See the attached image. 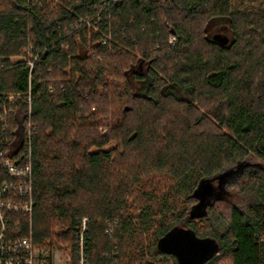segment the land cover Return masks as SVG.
Listing matches in <instances>:
<instances>
[{"label": "trees", "instance_id": "trees-1", "mask_svg": "<svg viewBox=\"0 0 264 264\" xmlns=\"http://www.w3.org/2000/svg\"><path fill=\"white\" fill-rule=\"evenodd\" d=\"M26 1L0 0V104L20 96L0 141L21 154L29 91L34 244L69 249L74 263L86 217L88 264H178L158 244L174 226L216 245L204 264H264V0ZM108 3L98 30L66 32ZM27 44L41 50L30 76L9 60ZM225 169L253 205L221 193L189 213L201 182Z\"/></svg>", "mask_w": 264, "mask_h": 264}, {"label": "built area", "instance_id": "built-area-1", "mask_svg": "<svg viewBox=\"0 0 264 264\" xmlns=\"http://www.w3.org/2000/svg\"><path fill=\"white\" fill-rule=\"evenodd\" d=\"M114 1V0H111ZM140 2V0H137ZM27 4L38 10L44 5L52 4L55 0H27ZM108 4L98 10L94 15L77 16L73 24L66 30L68 33L98 30L103 16L106 14ZM174 37L170 36L169 42ZM99 42L102 46L111 43V35L107 28L99 32ZM92 53H95L94 51ZM41 50L32 44H27L21 55L9 58L10 62L19 63L28 67L29 76L33 67L40 63ZM51 91V89H49ZM20 98L19 94H8L0 104V125L2 129L8 126V118L12 115L14 105ZM25 100V113L23 118V148L18 156L17 152L8 149L10 139L0 141V168L6 176L0 182V264H51L50 258L45 260L43 250L33 242L32 214H33V138L36 133V124L32 119L30 92ZM23 221H27L25 236L20 237ZM88 218L78 221L73 245V260L70 264H88L87 232ZM111 230L107 231L109 234ZM216 253L215 256H218Z\"/></svg>", "mask_w": 264, "mask_h": 264}, {"label": "water", "instance_id": "water-1", "mask_svg": "<svg viewBox=\"0 0 264 264\" xmlns=\"http://www.w3.org/2000/svg\"><path fill=\"white\" fill-rule=\"evenodd\" d=\"M232 34L228 31L215 32L212 39L219 44L228 43ZM126 111V108L124 109ZM215 176L207 178L201 182L197 191L200 192L202 198H207L211 194H215V188L212 179ZM220 180H223L220 178ZM160 249L177 260L178 264H204L212 259L217 250L216 245L208 238H200L189 230L181 229L174 226L165 233L159 240Z\"/></svg>", "mask_w": 264, "mask_h": 264}, {"label": "rangeland", "instance_id": "rangeland-1", "mask_svg": "<svg viewBox=\"0 0 264 264\" xmlns=\"http://www.w3.org/2000/svg\"><path fill=\"white\" fill-rule=\"evenodd\" d=\"M103 131V130H102ZM246 163L248 164H255L259 163L258 161L247 158ZM259 165V164H258ZM250 166V165H249ZM251 169H255V167H251ZM229 169L223 170L221 173L217 174L216 176H219L223 180H221V185L218 187V192L215 194L209 195L206 199L202 198L200 196V192L196 191V195L199 197L198 203L192 207L189 208V213L192 215H202L206 213V206L208 203H210L213 199H216L217 196H219L221 193H229L231 196L235 198V202L237 201V204L242 208L243 210L248 208L249 206H252L254 201L257 198V194L253 190H248L245 192H236L231 190L229 187H227L228 183L232 179H227V176H229ZM262 172V171H260ZM211 218L213 221L214 226L221 232L225 229V224L220 220L217 214L212 213ZM44 252L43 257L45 260H48L50 258L51 264H70L72 261V255L71 250H63L62 248L58 247H51V248H41ZM263 257H264V250Z\"/></svg>", "mask_w": 264, "mask_h": 264}, {"label": "flooded vegetation", "instance_id": "flooded-vegetation-1", "mask_svg": "<svg viewBox=\"0 0 264 264\" xmlns=\"http://www.w3.org/2000/svg\"><path fill=\"white\" fill-rule=\"evenodd\" d=\"M212 184L215 188V192H218V187H220L221 185V180H220V177L219 176H215L212 180Z\"/></svg>", "mask_w": 264, "mask_h": 264}]
</instances>
